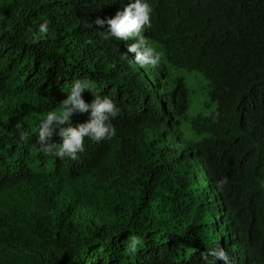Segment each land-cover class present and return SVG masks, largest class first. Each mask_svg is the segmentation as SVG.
I'll return each instance as SVG.
<instances>
[{
	"label": "trees",
	"instance_id": "1",
	"mask_svg": "<svg viewBox=\"0 0 264 264\" xmlns=\"http://www.w3.org/2000/svg\"><path fill=\"white\" fill-rule=\"evenodd\" d=\"M134 2L0 0V264H223L204 258L217 247L264 264V0H146L148 43L208 80L216 106L191 118V139L182 82L168 88L134 61L135 39L94 23ZM85 79L86 103L120 109L116 136L86 137L76 160L45 155L40 123Z\"/></svg>",
	"mask_w": 264,
	"mask_h": 264
},
{
	"label": "clouds",
	"instance_id": "2",
	"mask_svg": "<svg viewBox=\"0 0 264 264\" xmlns=\"http://www.w3.org/2000/svg\"><path fill=\"white\" fill-rule=\"evenodd\" d=\"M151 13L152 8L146 0H135L134 3H129L122 12H117L115 17L97 18L94 23L99 27H104L107 24V31L104 32L105 39L109 37H115L121 41L135 39L137 42L128 47V52L135 54L134 61L141 66L156 67L162 62V54L152 47L143 36L145 28L151 27ZM47 32L48 23L44 22L39 26L41 35L31 42L38 43ZM94 87L95 82L87 79L73 82L71 91L67 98L59 104V109L48 112L46 119L39 125L37 137V143L40 145L39 151L60 159L68 157L76 160L78 153L84 151L86 137L99 143L116 136V128L111 123V120L116 118L120 112L116 104L108 97L94 96L95 98L90 104L82 98V93L86 90L91 92ZM75 113H89L90 115L85 123L73 127L70 118ZM15 127L21 141L31 138L27 131L21 130V123H17ZM56 129H59L58 135L62 138L61 144L51 142V138L56 134ZM225 183H227L226 179L220 181L218 186L222 187ZM207 255H211L215 260L223 261V264H231L230 257L223 248L217 247L206 254L205 259Z\"/></svg>",
	"mask_w": 264,
	"mask_h": 264
},
{
	"label": "rangeland",
	"instance_id": "3",
	"mask_svg": "<svg viewBox=\"0 0 264 264\" xmlns=\"http://www.w3.org/2000/svg\"><path fill=\"white\" fill-rule=\"evenodd\" d=\"M162 67L158 65L156 67L145 66L149 75H152V70L157 69L158 73L164 72L165 76L161 81H166L168 88L174 85L173 82L181 81L186 100V112L185 118L182 121L181 130L184 133L185 139H191L193 133L191 131V118L197 115L208 116L214 109L215 104L211 102L209 97V86L208 80L200 72L194 70H188L187 68L180 67L177 65L170 64L162 56ZM177 148H185L186 145L182 141L178 140L175 143ZM196 168L198 181H194L200 187H206L207 181L203 177L202 173ZM215 218V216H212Z\"/></svg>",
	"mask_w": 264,
	"mask_h": 264
}]
</instances>
